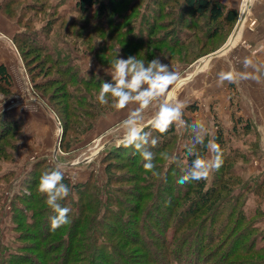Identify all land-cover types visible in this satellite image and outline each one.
Returning a JSON list of instances; mask_svg holds the SVG:
<instances>
[{
    "label": "trees",
    "instance_id": "1",
    "mask_svg": "<svg viewBox=\"0 0 264 264\" xmlns=\"http://www.w3.org/2000/svg\"><path fill=\"white\" fill-rule=\"evenodd\" d=\"M141 2L142 0H74L75 11L82 14L85 19L87 15L94 18V21L88 22L94 37L91 38V41L95 40L96 42L93 54H98V47L110 50L112 47L117 48L123 45L124 49L130 46L131 48H128L129 56H137L138 59L140 53L136 49L137 46L162 43L168 47L167 59L172 57V49L176 48L180 54L177 57H181L180 59L183 60L187 54L190 62L220 45L230 31L237 15L236 8L227 6L219 0H145L142 6H138ZM0 6H4V4L1 3ZM89 8L91 9L89 10ZM115 15L119 17L115 18ZM68 25L66 24L67 29ZM84 25L83 23L77 24L74 28L85 31L86 36V34L89 35L87 31L89 28ZM160 26H163L160 29L161 35L165 32L162 37L154 35ZM38 28V31L44 36L43 38L47 37L50 28L44 25ZM31 30L14 33L12 43L18 49L20 46L24 49L31 48L36 54L40 53L44 57V59L36 61L38 65H43L42 60L45 61L46 67L43 72L38 71L37 67L32 68L37 70L35 72H40L42 76L48 73L47 78L35 80L36 74L30 73L34 69L29 67L26 70L35 91L42 92L49 84L55 86L54 93H49L47 98L44 97L43 105L52 112L54 108L50 100L55 98L61 100L60 107L54 111L61 118L58 146L62 151H66L72 143L71 141L88 129L99 114L114 109L110 105L101 106L96 99L102 82L112 81L107 77H102L99 73L89 72L82 75L77 70L75 71L74 66L70 64V60L75 59V56L68 57L65 54L67 40L62 35L52 34L55 38L49 37L50 42L47 45L38 41L35 29ZM98 31L106 32L102 33L100 37ZM199 36L200 39L196 41ZM215 37H219L218 41L214 45H207V49H205L206 40L215 39ZM85 45L87 47L86 43ZM181 47H186V49L180 50ZM107 50L105 51L107 52ZM143 51V57H148L145 63L160 56L151 48H144ZM19 54L21 58L25 55L24 51ZM103 57L107 63L109 60L106 59V56ZM159 58L162 63L165 62L163 57ZM46 68H48L47 71H45ZM7 85L8 74L3 64L0 63V93L8 92ZM185 119L189 124L195 121L192 117ZM246 126L247 124L244 123L243 127ZM174 129L175 127L171 128L163 135L150 127L145 129L151 131L152 135L159 139L157 146L150 149L154 153V158L160 156L164 150L163 147L171 143L175 136ZM24 134L21 119L6 110H0V211L3 209L2 189L10 183L12 178H15L14 168L9 167L6 170H1L2 161H7L9 164L16 161L14 158L17 155L18 139L19 137L23 138ZM212 134L216 143L222 148L225 139H223L218 125H215ZM193 135L194 133L190 129L181 132V139L185 141L186 146L176 158L183 162L180 163L182 175L185 174L194 159L187 155ZM207 139L208 137H206L205 143H207ZM12 145H14L15 151L12 150ZM199 150L202 155H205V148ZM106 156L127 160L134 170V181L139 179L145 171L142 157L132 148L115 146L112 150L107 151L98 158L101 165L102 185L107 190L103 201H97L94 185L96 181L94 182L91 171L82 179L74 181H69L65 176L64 183L71 190L77 189L73 193L77 196L75 202L79 208L76 214L72 210V215H69L70 223L55 232L50 230V218L55 213L48 207L46 196L38 191L41 174L54 167L48 164L44 157L35 158L29 163L27 169L16 179L19 190L10 194L9 209L6 214L13 224V229L14 226L21 224L28 231L19 232L13 238L15 242L18 239V243L13 246H0V264H138L139 262H141L140 264H257V262L252 263L255 258L264 256L263 250L260 249L263 246L255 248L253 241H250L251 238L246 241L249 232L245 231L248 226L232 232L233 238L230 244L222 248L225 240L228 239L223 236L224 232L228 233L230 229L240 223L239 219L229 221L230 216L239 214V210L232 205L221 217L223 206H220L221 202L217 200L220 197L219 191L228 192L232 184L228 177L223 175L226 169L224 163L219 169L216 179L209 184H205L204 181H192L172 189V179H170L169 173L163 175L160 182L158 181L159 187L154 186L146 193V190L144 193L140 191L139 184L137 192L131 194L133 202L139 203L145 194L152 193L148 204L152 203L155 206L156 214L161 216V219L157 222V215L144 213L141 222H144L142 226H146L147 229H138L141 226L140 221L137 222L139 225L135 228L133 224L135 221L127 220L128 216L115 215V212L108 207V204L112 203L120 211L130 213L134 206L127 204L116 195L109 194V185L112 179L108 166L111 162L103 161ZM148 175L153 176L151 172L145 176ZM21 189L25 192L20 191ZM158 195H163L166 202L165 207L179 206V209L175 213L170 210L169 214H165L168 212L165 210L164 213L154 201ZM67 198L64 201H67ZM64 201H62V206H64ZM69 201L72 203L71 200ZM99 206L102 207L101 215L98 214ZM166 220H170L171 223L165 222ZM149 222L153 227H148L146 223ZM79 226H81L80 229L76 230ZM155 227L158 228V231ZM97 228L102 230L104 235L107 234V237H123L121 244L125 248L127 247L125 251L131 250L132 257L117 252L112 247L111 241L108 239L106 241L97 235ZM168 228L172 229L171 238L168 236L166 239L165 233ZM82 229L86 233H81ZM177 235L178 238H176ZM147 236L155 240L154 242L161 247L159 251L154 248ZM239 240L246 241L247 245L237 244ZM177 246L182 250L178 251ZM119 249L121 248L119 247ZM140 249L142 251H139ZM237 252L246 255L242 259H230ZM262 262L264 263V261Z\"/></svg>",
    "mask_w": 264,
    "mask_h": 264
},
{
    "label": "rangeland",
    "instance_id": "2",
    "mask_svg": "<svg viewBox=\"0 0 264 264\" xmlns=\"http://www.w3.org/2000/svg\"><path fill=\"white\" fill-rule=\"evenodd\" d=\"M143 1L145 0H142L138 6H142ZM1 3L4 4V6H0V22L9 26V31L7 33L0 31L2 49L1 55H10L15 52L18 55L19 60L17 59V62L9 67L11 70L9 75L10 77L8 76L7 85V88L9 89L6 95L0 93V107H16V109L18 108L19 110L32 111L31 114L33 115V117L31 115L28 117L25 115L21 116L23 119L22 129L25 134L23 135V138L19 137L18 139L19 145L16 151L17 155L15 156L16 158L13 157L14 161H16L11 164L7 161H2L1 170H6L9 167L12 169L14 168L15 176V178H12L10 183L4 187L1 192L3 209L0 211V246L2 247L4 245L6 247H11L15 243H18V239L15 242L13 238H15L19 232H22L23 230L28 231V229L26 230L25 226L21 224L20 226H14L13 229V224L10 222L9 217H7L6 214L9 209L10 194L13 191L17 192L19 190V187L16 185V179L27 169L29 163L38 157H44L48 161V164L52 165V167H55L56 163L59 162L64 165L63 171L69 181L81 179L85 177L89 171H91L93 180L94 182L96 181L94 185L96 187L95 193L97 194V201H103L107 190H105L102 185L101 165L98 162V158L103 156L107 151L112 150L113 147L117 146L116 141L122 136V133L120 134L122 129L120 128H122L123 121L125 120V118H123L122 121H120V118L111 123V125L103 132V135L95 141L96 143H93V139L85 141L92 133L97 131L98 124H96L93 127V130L95 129V131H91L88 134L85 132L87 129L84 130L82 133H85L81 136V140H77V138L82 133L77 135L74 140L71 141L72 143L66 151H62V149L58 146L61 118L54 111V109L60 107L61 100L58 98H55L56 100H50L53 105L52 107L54 108H52L53 113L48 109L53 117L52 119L45 116V112L42 113L39 109H33V105L31 104L32 100L35 98L34 100L36 102L39 100L43 105L44 97L47 98L49 93H54L53 90L55 86L50 84L43 89L42 92L35 91L31 86V78L26 70L29 67H37L36 69H38V71L43 72V69L46 67L45 61L42 60L43 65H38V62L36 61L44 59V57L40 53L36 54V52L31 48L24 49L20 46L18 49V47L16 48L13 46L14 44L12 45L11 43L12 35L17 31L20 32L23 30L26 32L32 31L31 29H35L38 41L49 45V37L53 39L55 37L52 34H60L67 40V52L65 54H67L68 57H72L73 55L75 56V59L70 60V64L74 66L75 71L77 70L78 73L82 75H86L89 72L99 73L102 77H107L108 79H111V76L106 73V69L109 68V61L116 57L118 49L119 58L127 59L129 56L128 48L131 47L127 46L124 49L123 45H120V47H112L110 50L105 49L107 52L103 50L104 47H98V54H93V48L96 42L95 40H93V42L91 41V38L94 37L92 35V30L89 28V23L94 21V18L87 15V18L85 19L82 14L75 11L73 8L74 0H0V4ZM90 9L91 8H89V10ZM114 17L117 18L119 16L115 15ZM248 22L249 21H246L244 23L246 24V27H250ZM82 23L85 24L84 27L87 26L89 28V30H87L89 35L86 34L85 36V31L76 30L74 28L75 25ZM234 23L224 41L220 45L203 53L190 62L188 61L190 58H187L189 57L187 54H185V58L183 60L180 59L181 57L178 58L177 56L180 54L177 52L176 48L172 49V57L167 59L166 52L168 51V47L162 43H148L145 45L140 44L136 49L139 51L138 53H140L138 59L145 61L148 57H143V49H154V52L156 51L157 55H160L159 57H163L162 59L165 61L163 63L169 65L170 70L173 69L180 73L185 83L177 85L175 89L171 91V97H173L174 100L186 103L187 107L184 109L183 116L185 121L186 117H192L195 120H202L211 133L214 132L215 125H218L221 129L222 137L225 139L223 147L221 148L222 158L224 165L226 166L223 175L228 177L232 184L228 192L219 191L220 197L217 200L221 202L220 206H223L221 217L225 215L226 211H228V207L232 205L235 209L239 210V214L237 216H230L229 221L231 222L233 219H239L240 221V223L237 224L236 227L230 229L228 233H226V231L224 232L223 236L228 237V239L225 240L222 248H225L230 244V241L233 238L231 235L232 232L238 231L239 228L248 226L245 231L249 232L246 241H249V238H251L250 241H253L255 248L263 246L260 249L264 252V124H260L261 120L257 109L252 107L249 102H246L245 95H240V92L236 89L235 84L224 82V84L221 85L218 82L217 76H211V74H208V70H210L212 63H214L219 57L218 53L204 60L205 55L207 56L210 52L217 50L226 41V39L229 38L228 36L232 31ZM66 24H69L67 26L68 29L66 28ZM42 25L50 28V31L47 33V37L45 38H43L44 36H42V33L38 31V27ZM162 27L163 26H160V28L156 29L154 33L155 36L160 35V37H162L165 34L163 31L164 33L161 35L160 29ZM104 32L106 31H98L97 33L101 37V34ZM233 35H236V32ZM199 39L200 36L197 37L196 41ZM218 39L219 37H215V39L212 38L206 40L205 49H207V45H214ZM83 40L87 44V47ZM230 47H233V45L231 44ZM183 48L186 49V47H181L179 49L182 50ZM21 51H24L25 53L22 58L19 54ZM221 52H223V50ZM34 56H36V58H34ZM103 56H106V59L109 60L107 63L103 59ZM202 57L204 58L200 60ZM184 61L188 62L182 63ZM230 65H232V68L234 67L233 62ZM36 69L30 72L36 74V78H34L35 80L39 81L49 76L48 73L42 76L40 72H35ZM47 70L48 68H46L45 71ZM102 77L101 79H103ZM202 81H205L206 84L204 85ZM261 82H263V80ZM209 84L210 87H213L211 90H214L215 92L222 91L224 87L227 91L225 101L224 99L221 100L224 101V104H222L219 108L217 107L219 102L218 97L213 93H209V88H207ZM204 87H206V89H203ZM220 97H222V94ZM245 103H247V105ZM43 107L47 109L44 105ZM154 112L155 109H150L144 113L147 115V117L144 118L145 124L152 119ZM41 113L43 115H41ZM94 121L90 127L95 124ZM244 123L247 124V129H245L246 127H243ZM113 128H118V130H115L114 132L115 135L112 133ZM27 131L30 135L26 136ZM174 131L175 136L171 143L166 147H163L164 150L161 152L160 156L158 155L154 158L153 162L156 165V170L159 172L158 177L149 175L145 176L148 172L144 171V173L141 174V177L134 181V170H132L127 160L124 158L118 159L108 156H106L103 160L105 163L111 162L108 166L109 175L112 179L109 185V194L116 195L118 198L126 201L127 204L134 206L132 207V212L130 213L120 211L119 208L112 203L108 204V207L115 212V215L120 217L128 216L129 219L127 220L135 221L133 222L135 228L138 227L139 223L137 222L140 221L141 226H139L138 229H147L146 226H142L144 225V222H141L143 221L144 213L154 214V216L157 215V222L161 219V216L156 214L155 206H153L152 203L148 204L152 198V193L145 194V197L141 199L139 203L133 202L131 194L137 192L139 184L140 191L144 193L146 190V193L154 186L159 187L161 177L169 173L170 179H172L171 188L174 189L181 185L177 181L181 176H183L180 172V163L183 162L176 158V162L170 164L169 161L164 158L165 156L179 157L181 154L180 152H182L184 146H186L185 141L181 139L182 131L176 128ZM105 134L109 135L105 136ZM32 138L34 140H32ZM20 143L22 144L20 145ZM12 150L15 151L14 145H12ZM205 155H209L206 148ZM85 156L88 157V161L86 160L87 162L82 161ZM143 164L144 163H142V165ZM219 171L220 170L214 171L210 177L204 181V183L209 184L216 179ZM111 187L113 188L111 189ZM76 190L77 189H72L67 201H64V206L71 209V213L69 215H72L73 211L76 214L79 208L75 202L77 196L73 193ZM20 191L25 192V190L22 189ZM69 200H71L74 204H72ZM154 201L159 205V208L163 212L165 210L168 212H164L165 214H169L170 210L172 213H175L179 209V206L173 208L165 207L166 202L164 201L163 195L156 196ZM101 212L102 207L98 209V214L101 215ZM84 215H87V213H84ZM165 222L171 223L170 220H166ZM146 224L148 227H153L150 222ZM80 227L81 226H79L76 230L80 229ZM155 229L158 231L157 227H155ZM80 232L86 233L84 229ZM171 232V228L166 230V239L168 236L171 238ZM104 234L105 233L102 232V230L97 228V235L103 237L106 241L107 239L111 241L112 247H114L117 252L122 253L125 256L129 255L132 257V253H130L131 250L125 251L127 247L125 248V246L121 244L123 237H107V234ZM147 237L152 242L154 248L159 251L161 247L155 243V240L151 237ZM176 238H178V235ZM19 241L21 240L19 239ZM246 241L239 240L237 241V244L247 245ZM119 247L121 249H119ZM179 248L180 247L177 248L178 251L182 250ZM139 251L142 250L140 249ZM245 255L246 254H240L237 252L236 255L230 259H242ZM262 261H264V256L255 258L252 263L257 262V264H264ZM140 263L141 262L138 264Z\"/></svg>",
    "mask_w": 264,
    "mask_h": 264
},
{
    "label": "clouds",
    "instance_id": "3",
    "mask_svg": "<svg viewBox=\"0 0 264 264\" xmlns=\"http://www.w3.org/2000/svg\"><path fill=\"white\" fill-rule=\"evenodd\" d=\"M253 2L254 0H245L246 10ZM242 63L244 71L234 68L221 71L218 74L219 84H238L247 79L259 82L264 78V65H259L249 58H245ZM106 73L111 76L112 82H102L96 99L101 106L110 105L117 110L134 106V110L123 121L122 136L116 143L118 147L132 148L138 153L144 161L143 168L146 172L159 176L153 162L154 153L150 150L157 146L159 139L154 137L151 131L145 130L148 127L162 135L173 127L181 131L190 129L194 133L191 147L187 151V155L194 159L185 174L178 179L179 184L206 181L214 171L222 167L224 161L221 146L216 143L205 123L202 120H195L191 124L185 121L183 116L186 103L171 97V91L177 85L185 83L180 73L170 70L169 65L162 63L159 57L147 63L137 59V56L119 58V49L116 57L109 61ZM150 109H155V112L152 119L145 124L144 113ZM200 148H206L209 155H202ZM164 158L170 164L176 162L175 156ZM63 168L64 165L57 162L54 168L41 174L38 183V191L46 196L48 207L55 213L50 218V230L53 232L70 223L71 209L62 206V201L71 193V188L64 183Z\"/></svg>",
    "mask_w": 264,
    "mask_h": 264
},
{
    "label": "crops",
    "instance_id": "4",
    "mask_svg": "<svg viewBox=\"0 0 264 264\" xmlns=\"http://www.w3.org/2000/svg\"><path fill=\"white\" fill-rule=\"evenodd\" d=\"M219 1L224 3L227 6L234 7L237 10L239 8L238 12H241V8L243 7V4H244L243 3L244 0H219ZM244 21L245 22L249 21L248 23L252 21V23L249 24L250 27L249 26L246 27L245 26L246 24H244L245 23ZM238 27L239 28L237 30L236 35H232L229 40L227 39L229 41L227 44V47L223 49V52L218 53L219 55L218 59L214 63H212L210 70H208L209 72L208 74H211V76L218 77V74L221 71H228L233 68L237 71H244L242 62L245 58H249L259 65H264V0H254V2L251 5L247 6V10L244 5L243 11H242V20ZM0 31L3 33H7L9 31V26L4 24L3 22H0ZM231 44L233 45V47H230ZM1 52H2V49H1V41H0V63L3 64L9 76L10 71H11L9 67L15 64L17 62V59L19 60V57L15 52H13V54H10V55H6V54L1 55ZM206 59H208V57H205L204 60ZM232 62L234 63L233 68H232V65H230ZM248 71H252V70L248 69ZM262 80L263 82H261ZM202 83L204 85L206 84L205 81H202ZM263 84H264V78H261L259 82L253 79H247V80L240 81L238 84H235V87L237 90H239L240 95H245L246 102H249V104L252 107H255L257 109L259 116H260V120H261L260 124H264V97H263L264 96V93H263L264 86ZM207 88H209L208 89L209 93H213L215 94V96L218 97L219 102H218L217 107L218 108L221 107L222 104H224V101L226 98L227 91L225 87L223 88L222 91H217V92H215L214 90H211L213 87H210V84ZM203 89H206V87H204ZM221 94H222V97H220ZM34 99L32 100V103H31L33 105L32 108L35 110L39 109L40 111H42V113L45 112L46 113L45 116H48L49 118L52 119L53 117L51 113L48 111V109H45L39 100H37L36 102ZM222 99H224V101H221ZM245 104L247 105V103ZM0 110H6L10 112L11 114H13L14 116L19 117L21 119V123H23V119L21 117L22 115H25L26 117L31 115L33 117V115L31 114L32 111L19 110L18 108L16 109V107L10 108V107L4 106V107H0ZM132 110H134L133 106H130L129 108H126L123 110H117L114 108L111 111L101 114L94 121L95 124L89 128L90 130L87 129L85 132L89 134L91 131H95V129L93 130V127L96 124H98L97 131L92 133L88 137V139H86L85 141L93 139V143H94L101 137V135H103V132L111 125V123H113L114 121L120 118H121L120 121H122L123 118L127 119L128 115L130 114ZM42 113L41 115H43ZM145 117H147L146 114H144V118ZM112 130H113L112 131L113 135H115L114 132L115 130H118V128L117 129L113 128ZM84 133H82L77 138V140H81V136ZM121 133L122 131L120 132V134ZM27 134L30 135L28 131H27ZM107 135L105 134V136ZM32 140L34 139L32 138ZM87 159L88 157L85 156L83 157L82 161H86Z\"/></svg>",
    "mask_w": 264,
    "mask_h": 264
},
{
    "label": "water",
    "instance_id": "5",
    "mask_svg": "<svg viewBox=\"0 0 264 264\" xmlns=\"http://www.w3.org/2000/svg\"><path fill=\"white\" fill-rule=\"evenodd\" d=\"M239 20V12L237 13V16H236V20H235V23H234V26H233V28H232V31L230 32V34H229V36H231V34L233 33V30L235 29V26H236V23H237V21ZM228 36V37H229ZM227 37V38H228ZM227 44H228V42H227V39H226V41L217 49V50H215V51H212V52H210L206 57H210V56H213L214 54H217V53H220L224 48H226L227 47Z\"/></svg>",
    "mask_w": 264,
    "mask_h": 264
},
{
    "label": "bare ground",
    "instance_id": "6",
    "mask_svg": "<svg viewBox=\"0 0 264 264\" xmlns=\"http://www.w3.org/2000/svg\"><path fill=\"white\" fill-rule=\"evenodd\" d=\"M244 4H243V7L241 8V12H239V20L237 21V23H236V26H235V29L233 30V33L231 34V36L236 32L237 33V30H238V26L240 25V23H241V20H242V11H243V8H244V5H245V0H244V2H243ZM231 36H229V38H228V40L230 39V37ZM228 40H227V42H228ZM204 57H206V56H204ZM203 59V57L200 59V60H202ZM196 66H197V64H196Z\"/></svg>",
    "mask_w": 264,
    "mask_h": 264
},
{
    "label": "built area",
    "instance_id": "7",
    "mask_svg": "<svg viewBox=\"0 0 264 264\" xmlns=\"http://www.w3.org/2000/svg\"><path fill=\"white\" fill-rule=\"evenodd\" d=\"M238 10H239V9H238ZM250 23H252V21H251ZM250 23H249V24H250Z\"/></svg>",
    "mask_w": 264,
    "mask_h": 264
}]
</instances>
